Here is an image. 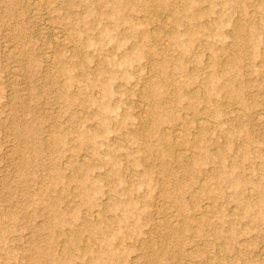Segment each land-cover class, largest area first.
Segmentation results:
<instances>
[{
  "label": "rangeland",
  "instance_id": "obj_1",
  "mask_svg": "<svg viewBox=\"0 0 264 264\" xmlns=\"http://www.w3.org/2000/svg\"><path fill=\"white\" fill-rule=\"evenodd\" d=\"M0 264H264V0H0Z\"/></svg>",
  "mask_w": 264,
  "mask_h": 264
}]
</instances>
